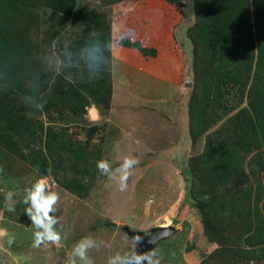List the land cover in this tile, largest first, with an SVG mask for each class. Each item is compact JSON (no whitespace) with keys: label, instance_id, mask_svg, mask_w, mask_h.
<instances>
[{"label":"rangeland","instance_id":"obj_1","mask_svg":"<svg viewBox=\"0 0 264 264\" xmlns=\"http://www.w3.org/2000/svg\"><path fill=\"white\" fill-rule=\"evenodd\" d=\"M74 6L75 13L64 15L40 2L28 11L27 18L17 13V0L0 9L3 17L12 18L5 29L0 28V132L26 144L25 121L42 123L41 149L49 164L42 174L0 147V264H67L73 246L86 236L111 245L89 252L93 264H107L111 256L133 248L124 227L144 231L168 225L174 227V233L153 250L160 264H264V259L234 255L249 251L245 239L251 231L246 216L232 215L228 210L230 199L243 194L248 186L262 184V173L248 169L246 182H209L204 157L206 137L192 140L189 136V103L198 94L191 70L192 44L186 35L195 22L193 0H75ZM114 23L126 37L121 49L144 52L156 67L172 60L163 73L174 83L179 82L173 95L179 104L170 111L174 112L170 118L152 114L150 128L122 127V123L106 127L104 117L112 89L109 98L98 91L109 84L107 72L103 78L88 79L75 69L53 64L64 52L83 46L91 33L103 39L118 35L112 32ZM166 29L170 42L164 39ZM138 36L141 40L132 42ZM54 40L58 41L55 47L51 45ZM14 48L27 55L18 54ZM101 79L103 86H97L95 81ZM87 84L96 93L94 98L87 97L83 114L53 104L60 89L84 90ZM153 85L157 91V79ZM158 97L167 101L157 94L155 102ZM182 101L186 103L181 110L184 119L178 111ZM45 102L42 112L35 111ZM112 111L120 116L128 110L116 105ZM226 118L213 129L224 124ZM31 142L34 146L37 143ZM80 144L88 145L91 151L86 152L95 155L84 167L89 174L81 165L72 168L75 160L65 156L75 154ZM126 156L140 161L126 192L118 191L115 181L95 173L90 165L95 158L96 164L103 159L115 168ZM41 177H47L51 189L61 196L56 227L66 239L59 247H33L34 228L23 198L24 190ZM7 191L16 193L14 212L5 208ZM9 239L13 243L9 244Z\"/></svg>","mask_w":264,"mask_h":264},{"label":"trees","instance_id":"obj_2","mask_svg":"<svg viewBox=\"0 0 264 264\" xmlns=\"http://www.w3.org/2000/svg\"><path fill=\"white\" fill-rule=\"evenodd\" d=\"M7 2L10 0H0V9ZM40 2L57 13H75V0H17V13L27 18L28 11ZM193 5L195 22L186 35L192 44L191 70L198 94L189 103V136L192 140L206 137L204 157L209 182H246L248 169L262 173V184L248 186L243 194L230 199L228 210L229 214L246 216L251 231L245 239L249 251H237L234 255L264 259V0H193ZM7 20L12 18L3 17L0 11V28H6ZM14 50L27 55L19 48ZM105 76L109 84L103 86V79L95 83L107 86L98 92L109 98L110 72ZM56 93L55 107L78 115L83 114L87 97L94 98L96 91L87 84L84 90L69 87ZM109 103L107 99L106 110ZM224 117L225 123L214 130ZM25 130L29 140L26 144L1 131L0 147L44 174L49 164L41 149L43 125H32L27 119ZM30 140H35L36 145ZM76 150L75 154L65 156L75 160L72 168L81 165L89 174L84 167L89 158L95 157L94 153H88L91 149L85 144ZM92 162L95 173L99 172L95 158Z\"/></svg>","mask_w":264,"mask_h":264},{"label":"clouds","instance_id":"obj_3","mask_svg":"<svg viewBox=\"0 0 264 264\" xmlns=\"http://www.w3.org/2000/svg\"><path fill=\"white\" fill-rule=\"evenodd\" d=\"M184 2H188V0H184ZM112 32L118 35L109 39L101 38L98 33H91L83 46L76 48L74 52H64L62 57L58 56L53 61V64L75 69L76 72L85 75L88 79H96L105 72H117L119 69L117 52L123 47L126 37L115 23L112 25ZM57 44L58 41L54 40L51 45L55 47ZM46 104V102L39 104L35 111L42 112ZM139 163V159L126 156L117 167L113 168L109 161L102 159L97 162V170L109 180L115 181L118 191L126 192L129 187L128 181ZM24 193L23 204L27 206L25 213L34 228L33 247L40 248L42 245L48 244L61 246L62 240L66 237L56 227L59 224V219L56 216L61 200L59 192L51 189L47 177H41L31 187L26 188ZM15 195L14 191H7L5 194V208L8 212L15 211ZM140 242L141 240L137 238L136 243ZM8 243H13V240L9 239ZM110 246L104 240L86 236L73 246L67 264H78V261L83 264H93L89 259V252L93 249L99 250L101 247ZM107 264H160V260L155 251L139 253L136 248H133L111 256Z\"/></svg>","mask_w":264,"mask_h":264},{"label":"crops","instance_id":"obj_4","mask_svg":"<svg viewBox=\"0 0 264 264\" xmlns=\"http://www.w3.org/2000/svg\"><path fill=\"white\" fill-rule=\"evenodd\" d=\"M164 39L170 42V31L168 29H166V37ZM132 40H134L132 42H135L141 40V37H134ZM117 62L119 65L118 71L111 73L112 100H110L107 115L104 117L106 127L108 125L120 126L122 123V127L133 126L141 128L145 126L150 128L152 127L149 124L152 114L170 118L169 115L174 113L170 114V111L174 110V107L179 104L173 100V95H175L179 87V82L174 83L163 72L165 68L171 67L172 60L168 61L167 64L165 63V65L163 64V66L156 67L154 63L147 61L144 52L123 48L117 53ZM155 73L158 75H155ZM156 79L158 81L157 91L154 90L155 85H153ZM156 92H160L157 94H161L164 98L167 97V101H161L158 97L160 100L155 102ZM118 100H120L122 106L118 104ZM180 103L182 104L179 105L178 111L181 114V118L184 119L185 114L181 110H183L186 103L183 101ZM124 104L129 106L125 107ZM116 105L123 109L127 108L128 111L120 116L115 115L112 108L116 107ZM170 105L172 108L169 109ZM94 130L96 129L91 132L93 133Z\"/></svg>","mask_w":264,"mask_h":264},{"label":"water","instance_id":"obj_5","mask_svg":"<svg viewBox=\"0 0 264 264\" xmlns=\"http://www.w3.org/2000/svg\"><path fill=\"white\" fill-rule=\"evenodd\" d=\"M185 86L188 87L189 85ZM124 231L133 240V248H136L139 253H144L153 251L156 244L169 238L174 233L175 229L173 226L168 225L164 227H153L144 231H133L124 227ZM137 238L141 240L139 244L136 243Z\"/></svg>","mask_w":264,"mask_h":264}]
</instances>
